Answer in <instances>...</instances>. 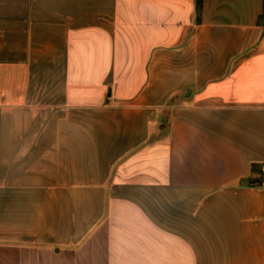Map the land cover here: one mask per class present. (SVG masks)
I'll return each instance as SVG.
<instances>
[{"label":"crops","instance_id":"crops-1","mask_svg":"<svg viewBox=\"0 0 264 264\" xmlns=\"http://www.w3.org/2000/svg\"><path fill=\"white\" fill-rule=\"evenodd\" d=\"M263 169L264 0H0V264H264Z\"/></svg>","mask_w":264,"mask_h":264},{"label":"trees","instance_id":"trees-1","mask_svg":"<svg viewBox=\"0 0 264 264\" xmlns=\"http://www.w3.org/2000/svg\"><path fill=\"white\" fill-rule=\"evenodd\" d=\"M200 6H201V0H196V10H199ZM255 182H256L257 185L261 184V180L260 179L255 180Z\"/></svg>","mask_w":264,"mask_h":264},{"label":"built area","instance_id":"built-area-1","mask_svg":"<svg viewBox=\"0 0 264 264\" xmlns=\"http://www.w3.org/2000/svg\"><path fill=\"white\" fill-rule=\"evenodd\" d=\"M264 170V169H263Z\"/></svg>","mask_w":264,"mask_h":264}]
</instances>
